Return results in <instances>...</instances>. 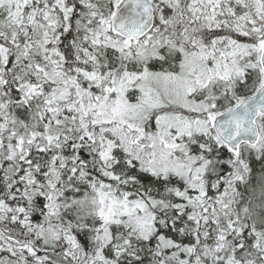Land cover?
Segmentation results:
<instances>
[{
	"label": "snow or ice",
	"instance_id": "1",
	"mask_svg": "<svg viewBox=\"0 0 264 264\" xmlns=\"http://www.w3.org/2000/svg\"><path fill=\"white\" fill-rule=\"evenodd\" d=\"M0 264H264V0H0Z\"/></svg>",
	"mask_w": 264,
	"mask_h": 264
}]
</instances>
